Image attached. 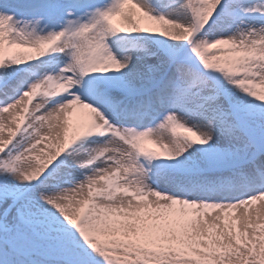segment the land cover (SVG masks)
Here are the masks:
<instances>
[{
	"label": "snow or ice",
	"instance_id": "1",
	"mask_svg": "<svg viewBox=\"0 0 264 264\" xmlns=\"http://www.w3.org/2000/svg\"><path fill=\"white\" fill-rule=\"evenodd\" d=\"M0 264H264V0H0Z\"/></svg>",
	"mask_w": 264,
	"mask_h": 264
},
{
	"label": "rangeland",
	"instance_id": "2",
	"mask_svg": "<svg viewBox=\"0 0 264 264\" xmlns=\"http://www.w3.org/2000/svg\"><path fill=\"white\" fill-rule=\"evenodd\" d=\"M9 51H12V50H9ZM149 145H150V148H155V146H154V145L147 144V143H146V145H145V146H146V147H149ZM156 150H157V151H159V149H156Z\"/></svg>",
	"mask_w": 264,
	"mask_h": 264
},
{
	"label": "bare ground",
	"instance_id": "3",
	"mask_svg": "<svg viewBox=\"0 0 264 264\" xmlns=\"http://www.w3.org/2000/svg\"><path fill=\"white\" fill-rule=\"evenodd\" d=\"M148 144V143H147ZM149 147H150V145H149ZM255 207V206H254Z\"/></svg>",
	"mask_w": 264,
	"mask_h": 264
}]
</instances>
